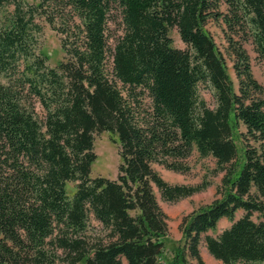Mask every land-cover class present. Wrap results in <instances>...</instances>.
<instances>
[{"label": "trees", "instance_id": "16d2710c", "mask_svg": "<svg viewBox=\"0 0 264 264\" xmlns=\"http://www.w3.org/2000/svg\"><path fill=\"white\" fill-rule=\"evenodd\" d=\"M39 19L61 35L53 67L37 51ZM172 27L186 48L171 45ZM246 45L264 61V0H0V264H203L201 234L222 218L229 226L204 237L209 254L264 262V87ZM199 83L213 88V108ZM231 119L245 128L241 163ZM101 132L118 143L114 179L90 175ZM194 149L224 171L222 190L182 219V250L161 261L155 190L174 202L206 184H171L154 166L185 172Z\"/></svg>", "mask_w": 264, "mask_h": 264}, {"label": "rangeland", "instance_id": "374dc122", "mask_svg": "<svg viewBox=\"0 0 264 264\" xmlns=\"http://www.w3.org/2000/svg\"><path fill=\"white\" fill-rule=\"evenodd\" d=\"M27 2H36V0H25ZM224 9V6L221 7ZM13 10L12 4H6L2 8V15L8 14ZM38 22L41 25V31L36 35L37 38V51L47 55L46 64L53 67L58 61L62 60L65 56L64 51L60 45L61 35L43 19H39ZM114 28V25H112ZM206 31L214 39L218 50L222 53L225 63L226 71L229 78L232 81L233 88L237 90V78L232 68V60L227 54L225 46L226 42L223 39L220 22L210 19L205 25ZM168 35L171 37L173 47L186 48L175 27L169 29ZM250 56L251 70L256 80L264 87V61L257 58L256 54L252 51L250 45H246ZM198 94L203 99L207 106L213 108L216 105V99L214 97L213 88L205 83H199ZM36 109L41 116L43 111L39 104H36ZM232 136L238 149V159L242 162L243 152V133L245 128L241 122H236L231 119ZM113 136L108 132H101L94 134V152L97 159L91 164V176H104L108 178H115L117 173V166L119 163L118 157V143L111 141ZM253 142L250 141V144ZM186 163L189 169L185 172H174L166 170L161 166H154L159 174L171 184H186L197 185L204 183L206 186L193 193L188 197L181 198L174 202L163 201L160 198L159 193L155 190L158 204L165 214L167 230L166 233L159 239L162 240L164 251L161 254L159 260L170 262L175 254H179L182 250L183 236L181 232L182 219L190 214L192 211L197 210L199 207L211 203V201L219 197V192L222 190V176L224 171H218L215 163V159L212 156L201 157L196 149L192 151L190 156L186 158ZM74 191L73 183L67 184V193L69 196ZM242 210H237L234 214V218L237 219L243 215ZM252 218L257 220V213H253ZM230 221L227 218L219 220L214 229H210L207 232L201 234V240L199 244L200 255L203 264H223L221 261L212 257L205 247L204 237L205 235L217 236L223 229L228 227ZM100 225L94 219L89 221V232L97 234L100 230ZM187 264H198L196 260L186 257ZM244 264V263H238ZM254 264H264V262H255Z\"/></svg>", "mask_w": 264, "mask_h": 264}]
</instances>
